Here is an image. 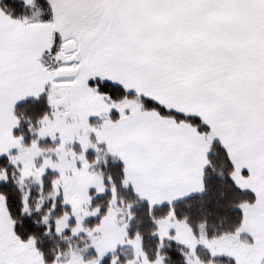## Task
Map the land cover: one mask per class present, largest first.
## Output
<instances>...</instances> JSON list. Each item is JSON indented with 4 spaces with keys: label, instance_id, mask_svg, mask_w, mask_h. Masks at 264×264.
Segmentation results:
<instances>
[{
    "label": "snow or ice",
    "instance_id": "snow-or-ice-1",
    "mask_svg": "<svg viewBox=\"0 0 264 264\" xmlns=\"http://www.w3.org/2000/svg\"><path fill=\"white\" fill-rule=\"evenodd\" d=\"M0 264H264V0H0Z\"/></svg>",
    "mask_w": 264,
    "mask_h": 264
}]
</instances>
